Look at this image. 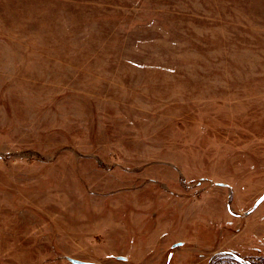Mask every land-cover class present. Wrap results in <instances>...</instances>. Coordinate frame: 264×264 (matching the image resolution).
Wrapping results in <instances>:
<instances>
[{
	"label": "rangeland",
	"instance_id": "1",
	"mask_svg": "<svg viewBox=\"0 0 264 264\" xmlns=\"http://www.w3.org/2000/svg\"><path fill=\"white\" fill-rule=\"evenodd\" d=\"M263 195L264 0H0V264H264Z\"/></svg>",
	"mask_w": 264,
	"mask_h": 264
},
{
	"label": "bare ground",
	"instance_id": "2",
	"mask_svg": "<svg viewBox=\"0 0 264 264\" xmlns=\"http://www.w3.org/2000/svg\"><path fill=\"white\" fill-rule=\"evenodd\" d=\"M36 208V216L38 221H43V220H48L51 217V220L53 221L52 216H54V213L57 212L58 206L54 204L53 200H50V204L47 206V209L44 210L46 207V203L39 202L38 204L35 205ZM16 218H12L11 220H15ZM11 232V230H9Z\"/></svg>",
	"mask_w": 264,
	"mask_h": 264
},
{
	"label": "water",
	"instance_id": "3",
	"mask_svg": "<svg viewBox=\"0 0 264 264\" xmlns=\"http://www.w3.org/2000/svg\"><path fill=\"white\" fill-rule=\"evenodd\" d=\"M263 197H264V195L257 201V203L255 204V206L263 199ZM68 261L71 264H94V263H87V262H83V261H79V260L71 259V258H68Z\"/></svg>",
	"mask_w": 264,
	"mask_h": 264
},
{
	"label": "flooded vegetation",
	"instance_id": "4",
	"mask_svg": "<svg viewBox=\"0 0 264 264\" xmlns=\"http://www.w3.org/2000/svg\"><path fill=\"white\" fill-rule=\"evenodd\" d=\"M226 252L229 253L231 257L237 258V256L235 254H233L234 252H231V251H226Z\"/></svg>",
	"mask_w": 264,
	"mask_h": 264
}]
</instances>
